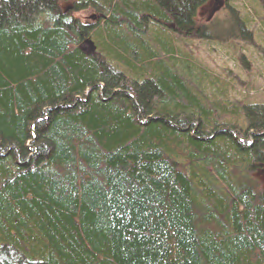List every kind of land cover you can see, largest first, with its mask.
<instances>
[{
	"label": "trees",
	"instance_id": "obj_1",
	"mask_svg": "<svg viewBox=\"0 0 264 264\" xmlns=\"http://www.w3.org/2000/svg\"><path fill=\"white\" fill-rule=\"evenodd\" d=\"M210 1L0 0V264H264V102L188 51L250 30Z\"/></svg>",
	"mask_w": 264,
	"mask_h": 264
},
{
	"label": "rangeland",
	"instance_id": "obj_2",
	"mask_svg": "<svg viewBox=\"0 0 264 264\" xmlns=\"http://www.w3.org/2000/svg\"><path fill=\"white\" fill-rule=\"evenodd\" d=\"M69 1L61 3L67 11L72 5ZM232 4L240 14L247 17L250 30L248 40H229L226 42H208L197 40L188 51L206 66L208 72L222 82L229 84L230 93L244 102H264V0H211L199 9L200 22L207 17L214 19L221 16L223 7ZM93 11L75 12L79 20L94 24L90 19ZM230 17L228 23H232ZM84 47L86 53L87 47ZM88 53V52H87Z\"/></svg>",
	"mask_w": 264,
	"mask_h": 264
},
{
	"label": "water",
	"instance_id": "obj_3",
	"mask_svg": "<svg viewBox=\"0 0 264 264\" xmlns=\"http://www.w3.org/2000/svg\"><path fill=\"white\" fill-rule=\"evenodd\" d=\"M94 15V14H93ZM95 15L94 16H92L91 18L92 19H95ZM100 17V16H99ZM98 17V18H99ZM83 46H86L88 49H87V51H86V53L88 52V53H94V50H95V46L93 45V42L90 40V39H86L85 41H84V44L81 46V49L84 51V47Z\"/></svg>",
	"mask_w": 264,
	"mask_h": 264
}]
</instances>
